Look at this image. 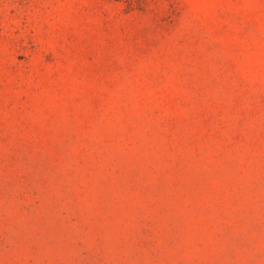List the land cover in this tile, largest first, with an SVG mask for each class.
Segmentation results:
<instances>
[{
    "label": "rangeland",
    "instance_id": "1",
    "mask_svg": "<svg viewBox=\"0 0 264 264\" xmlns=\"http://www.w3.org/2000/svg\"><path fill=\"white\" fill-rule=\"evenodd\" d=\"M0 264H264V0H0Z\"/></svg>",
    "mask_w": 264,
    "mask_h": 264
}]
</instances>
